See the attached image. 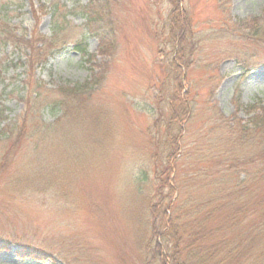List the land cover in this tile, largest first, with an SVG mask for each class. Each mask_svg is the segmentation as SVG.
<instances>
[{"label": "rangeland", "instance_id": "374dc122", "mask_svg": "<svg viewBox=\"0 0 264 264\" xmlns=\"http://www.w3.org/2000/svg\"><path fill=\"white\" fill-rule=\"evenodd\" d=\"M90 4L95 17L91 25L83 15ZM33 5L45 8L34 13ZM181 6L186 7L183 21L193 27L201 47L199 61L195 57L187 67L180 66L190 81L183 80L182 93L191 92L184 95L188 111L178 107L184 113L178 139L184 156L176 179L182 190L171 197L166 187L158 197L168 209L175 208L179 196L183 200L195 190L199 196L213 189L206 183L231 177L237 184L242 171L226 170V155H220L234 147L242 150L237 153L245 146L256 150L242 145L264 140L261 130L247 135L245 126L264 118V34L247 35L243 26L256 16L264 19V0H181ZM171 7L169 0H0L4 121L16 116L17 130L23 114H36L52 142L36 155L48 156L47 166L34 164L26 136L20 147L16 137L15 160L13 152L5 151L14 141L0 143V244L10 245L0 250V264H142L149 257L147 247L141 249L149 235L148 195L161 190L156 172L165 164L163 156L157 159L152 151L159 147L168 152L165 135L175 110L170 103L175 90L173 53L183 41L181 36L170 41ZM36 26L40 33L52 35L55 46L48 61L35 66L32 77V51L1 43L7 30L32 32ZM79 41L85 42L88 55L73 49ZM248 43L255 45L258 64L244 73L227 52L235 44ZM36 81L50 91H43L40 102L33 101L36 109L31 112L24 98L29 90L35 94L42 89L31 87ZM66 99L76 113L70 105L65 112L61 109L58 102ZM61 116L65 122L58 126ZM92 118L95 128L86 123ZM175 126L179 134L180 123ZM220 134L225 140L214 149L210 141ZM220 160L222 170L215 166ZM31 178L36 187L28 185ZM206 197L210 194L198 198ZM203 209L206 213L207 206ZM161 241L158 233L153 235L154 253ZM34 246L49 251V258L28 256Z\"/></svg>", "mask_w": 264, "mask_h": 264}, {"label": "trees", "instance_id": "16d2710c", "mask_svg": "<svg viewBox=\"0 0 264 264\" xmlns=\"http://www.w3.org/2000/svg\"><path fill=\"white\" fill-rule=\"evenodd\" d=\"M169 1L172 6L169 14V23H171L170 41L174 43L178 38L180 39V36L181 39L183 38V41L180 40L181 43L173 53V67L175 72L171 82L175 90L171 93L170 103L175 110L172 112L171 118L168 121L169 130H166L165 135L167 138L165 144L168 145V152L164 148L162 151H159V147L152 151V153L156 151L152 156L157 159L158 156L162 155L165 159V164L162 166V169L156 172L161 190H157L154 193L150 190L148 195L150 196L148 207L150 222L148 223L149 229H147L149 235L146 237L141 249L143 250L144 247H147V252H144L146 253V257H150L153 235L157 233L162 239V246L159 252L155 251L154 253L152 251V259L148 257L142 264H264V140L260 141L259 139L260 144L258 142L257 145L249 142H245L242 145L258 147L256 150L245 146L243 153H237L238 151L242 152V150L240 148L235 149L234 147L232 150L224 151L220 155H226L224 157L226 170L238 167L242 171L237 184L231 181V177L219 181H212L209 184L206 183L207 186H213V189L204 191L199 196L196 195L195 190L190 195V198L183 200L179 196L177 198V205L174 204L175 208L171 209H168V207L164 208L163 199L158 198L162 195L166 187L171 190V197L174 195L173 192L182 190L180 181L177 182L176 179L180 172L178 164L184 156L182 148L178 146V139L183 131L181 123L182 119H184V113L179 111L180 109L178 110V107L181 106L188 111V106L185 104V96L190 95L191 91L182 93V88H184L183 80L186 77L180 73V66L184 65L187 67L195 57L199 61L197 57L200 55L197 56L196 54L198 53L197 50L201 47V39L196 36L193 27L187 21H183L182 16L186 15V7L181 6L184 8V10H181V0ZM89 6L93 8V4L86 6L87 10L83 15L86 17L88 24L91 25L95 17L93 10H90ZM43 8H45L44 5H40L39 9L33 5V12L38 13ZM247 23H245L246 25L243 24L244 29L248 31L247 35L259 38L264 34V19L262 16H256ZM99 35L101 34H93V36ZM51 36L43 34L42 32L40 33L37 26L32 29V32H28L27 29L15 28L7 30L1 44L2 46L12 45L14 48H19L18 50L22 52L30 49L32 54L29 56L28 74L34 77L35 66L45 64L51 54L50 49L55 46L54 39ZM250 43L247 46L235 44L233 49L227 52L229 54L228 56L236 61L244 73L249 72L257 63V60L254 59L256 52H252L255 45L251 46ZM83 44H85L84 41H79L73 49L84 55H88L87 48ZM105 45L107 47L110 46V42L106 41ZM186 79L187 82H190L188 78ZM28 85L29 81L25 83V86ZM32 86L42 89L35 94H33L34 92L32 90L25 93L24 100H28L27 105L31 109V112L35 108V106H31L33 101L40 102L45 97L43 91H50L44 89L40 81H36L35 85ZM64 93H66V90ZM55 102H58V100ZM58 103L61 104L60 107L64 109V112L69 105L71 109L73 108L74 113L77 111L76 107L68 99ZM56 105L57 103L55 105L53 104L54 108L51 109L52 112L55 111ZM4 116L3 109H0V143L14 141V146L10 145L5 151L13 152L12 159L15 160L16 149H18L16 148V137L18 146L20 147L22 137L26 136L30 140L28 152L35 154L32 156L34 164L40 161V164L47 166L50 160L48 156H36L42 153L48 143L52 144L49 141L50 139H48L49 136H45L48 131L43 126L40 118L33 113L28 114V116L23 114L19 122L22 124L16 130V116L9 121H4L6 120ZM63 116L56 120L58 126H62L65 122ZM177 122L180 123L179 134H176L172 129L173 126L176 128L175 124ZM86 123L94 126V128L96 127L95 118L87 120ZM160 124L161 119L159 115L155 119V125L158 127V131ZM251 124L249 125L250 127L245 125L248 128L247 135H250L251 132L257 135L258 130H261L260 134L264 135L263 117L251 119ZM56 130L57 128L53 132ZM41 131L44 133H40ZM225 137V135L223 136L221 134L214 138L212 137L214 142L210 141V145L215 149V143L225 140ZM262 138L264 139V137ZM232 143L235 142L232 141ZM235 145L238 147V143ZM232 161L239 163L234 164ZM215 162L217 169L222 170L223 168L219 164H222L223 161ZM26 163L27 165H31L27 160ZM63 166L68 165L64 163ZM34 181L31 178L28 185L36 187L33 183ZM191 185L192 182L190 183ZM194 188L195 186L192 185L191 189ZM207 194H210V197H206L205 201L198 198L206 196ZM209 203H212L211 207ZM203 206H207L206 213H204ZM9 246V244H0V250L4 247L9 249ZM31 250L34 251L28 254V256L35 259L45 260L50 256L49 251L39 246H34Z\"/></svg>", "mask_w": 264, "mask_h": 264}]
</instances>
